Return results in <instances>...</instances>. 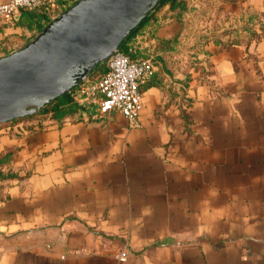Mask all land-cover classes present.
<instances>
[{"label":"crops","instance_id":"crops-1","mask_svg":"<svg viewBox=\"0 0 264 264\" xmlns=\"http://www.w3.org/2000/svg\"><path fill=\"white\" fill-rule=\"evenodd\" d=\"M73 1L0 21V56ZM179 1L123 43L148 29L135 126L77 102L0 123V264H264V0Z\"/></svg>","mask_w":264,"mask_h":264},{"label":"water","instance_id":"water-1","mask_svg":"<svg viewBox=\"0 0 264 264\" xmlns=\"http://www.w3.org/2000/svg\"><path fill=\"white\" fill-rule=\"evenodd\" d=\"M160 0H74L0 56V123L71 92L138 29Z\"/></svg>","mask_w":264,"mask_h":264},{"label":"built area","instance_id":"built-area-1","mask_svg":"<svg viewBox=\"0 0 264 264\" xmlns=\"http://www.w3.org/2000/svg\"><path fill=\"white\" fill-rule=\"evenodd\" d=\"M47 0H5L0 2V21H13L20 11L37 10ZM203 18V23L206 21ZM148 36V29L137 33L125 48H119L104 61L105 69L95 76L85 78L72 92L80 104H96L100 114L119 111L135 126L142 107L140 84L154 70L153 55L132 56L137 46ZM118 258H124L120 252Z\"/></svg>","mask_w":264,"mask_h":264},{"label":"trees","instance_id":"trees-1","mask_svg":"<svg viewBox=\"0 0 264 264\" xmlns=\"http://www.w3.org/2000/svg\"><path fill=\"white\" fill-rule=\"evenodd\" d=\"M165 3H169L171 5V7L183 6V2H181L179 0H160L156 9L159 8L160 6L164 5ZM50 6H52V5H50ZM23 10H26V9H23ZM18 18H19V16L16 19H18ZM34 18L36 19L37 27L42 26L44 23V20L46 19L45 18V12L41 11V12L33 13V14L30 12L29 14H26V19H32L33 20ZM16 19H14V20H16ZM155 20H156L155 10H153L150 14H148L146 16V18L142 21V23L140 24V26L138 27L137 30H141L144 25H149V24L154 23ZM123 43L120 45V49L127 46L126 43L125 44H123ZM98 72H102L101 68L98 69ZM75 105H76V102L72 98V92H69V93H65V94L59 96L58 98H56V101H54L53 103H48L40 112H47V111L61 109V108H63L64 109L63 112H65V109L67 110V109H71L72 107L74 108Z\"/></svg>","mask_w":264,"mask_h":264},{"label":"rangeland","instance_id":"rangeland-1","mask_svg":"<svg viewBox=\"0 0 264 264\" xmlns=\"http://www.w3.org/2000/svg\"><path fill=\"white\" fill-rule=\"evenodd\" d=\"M201 6H202V8L200 10H196V11H193V12L195 14L198 11L199 14H201L202 16H204V20L205 21H210L213 18H215V19H217V18L218 19H222V22L227 20L226 19V14H222L221 13L223 11V7L221 6V4L218 6L216 4H211V1L210 0H203V4ZM160 7H162V6H160ZM97 73H98V69L95 70L93 72V74L90 75V76H95Z\"/></svg>","mask_w":264,"mask_h":264}]
</instances>
